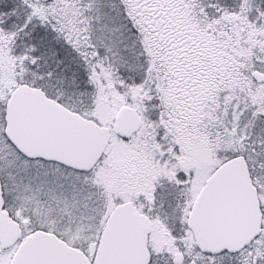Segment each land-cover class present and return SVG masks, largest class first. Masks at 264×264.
<instances>
[{
    "label": "snow or ice",
    "instance_id": "obj_1",
    "mask_svg": "<svg viewBox=\"0 0 264 264\" xmlns=\"http://www.w3.org/2000/svg\"><path fill=\"white\" fill-rule=\"evenodd\" d=\"M0 264H264V0H0Z\"/></svg>",
    "mask_w": 264,
    "mask_h": 264
}]
</instances>
